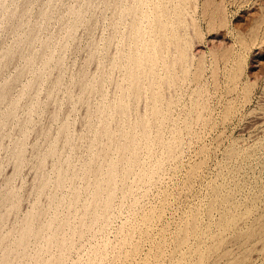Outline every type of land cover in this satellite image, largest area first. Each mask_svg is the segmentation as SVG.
<instances>
[{
	"label": "rangeland",
	"instance_id": "1",
	"mask_svg": "<svg viewBox=\"0 0 264 264\" xmlns=\"http://www.w3.org/2000/svg\"><path fill=\"white\" fill-rule=\"evenodd\" d=\"M121 1L0 0V61L4 60L0 63V264H264V28L256 40L253 31L262 14L264 18V0H215L217 5L213 0ZM134 1L138 2L133 5ZM125 2L132 5L125 9ZM204 5H211L210 10ZM81 11L85 15L77 16ZM18 17L22 19L16 21ZM236 29L246 36L241 47ZM145 45L149 46L143 50ZM129 60L137 63L130 61L131 65ZM115 107H121L125 117ZM159 107L164 117L158 114ZM140 119L148 121L147 128ZM99 179H104V188ZM90 185H98L101 193ZM87 202L97 209L90 204L91 210H86ZM27 227L31 235L22 233ZM52 231L56 233L51 235ZM16 241L25 243L16 247Z\"/></svg>",
	"mask_w": 264,
	"mask_h": 264
},
{
	"label": "bare ground",
	"instance_id": "2",
	"mask_svg": "<svg viewBox=\"0 0 264 264\" xmlns=\"http://www.w3.org/2000/svg\"><path fill=\"white\" fill-rule=\"evenodd\" d=\"M122 1H125V0H122ZM122 1H121V2H122ZM126 1H130V0H126ZM141 1H142V0H141ZM149 1H150V0H149ZM158 1H159V0H158ZM173 1H174V0H173ZM187 1H188V0H187ZM187 1H185V3H186ZM192 1H193V0H192ZM208 1H209V0H208ZM208 1H207V2H208ZM213 1H215V0H213ZM219 1H220V0H219ZM224 1L226 2V0H224ZM227 1H228V0H227ZM242 1H243V0H242ZM254 1H255V0H254ZM259 1H260V0H258V2H259ZM107 2H108V1H107ZM130 2H131V1H130ZM130 2H129V3H130ZM136 2H138V1H134V2H133V5H134V3L136 4ZM143 2H144V0H143ZM146 2H147V0H146ZM151 2H152V0H151ZM151 2H149V3L151 4ZM155 2H157V1H155ZM155 2H154V3H155ZM162 2H163V0H162ZM164 2H167V0L164 1ZM174 2H175V1H174ZM176 2H177V1H176ZM190 2H191V1H190ZM204 2H205V4H206V1H204ZM215 2H216V1H215ZM228 2H229V1H228ZM243 2H244V1H243ZM260 2L262 3V1H260ZM103 3H104V2H103ZM108 3H109V2H108ZM112 3L114 4V1H112ZM112 3H110V4H112ZM127 3H128V2H127ZM172 3H173V2H172ZM177 3H178V2H177ZM210 3H212V2L210 1ZM218 3H220V2H218ZM239 3H240V2H239ZM245 3H246V2H245ZM248 3H249V2H248ZM261 3H260V5H261ZM106 4H107V3H106ZM110 4H109V5H110ZM125 4H126V2H125ZM146 4H148V2H147ZM146 4H143V3H142V5H144V6H145ZM152 4H153V3H152ZM158 4H159V3H158ZM160 4H161V2H160ZM160 4H159V5H160ZM170 4H171V1H170ZM170 4H169V6H170ZM174 4H175V3H174ZM214 4H215V3H214ZM103 5H104V4H103ZM118 5H119V4H118ZM118 5H117V6H118ZM127 5H128V4H126V6H127ZM129 5L131 6L132 3L129 4ZM129 5H128L127 7L125 6V9H127V8L129 7ZM137 5H138V4H137ZM140 5H141V2H140ZM140 5H138V6H140ZM153 5H154V4H153ZM159 5H158V6H159ZM163 5H165V4H163ZM175 5H177V4H175ZM178 5H180V4L178 3ZM187 5H188V4H187ZM189 5H191V3H190ZM208 5H209V2H208ZM208 5H204L205 8H207L206 6H208ZM216 5H217V2H216ZM219 5H220V4H219ZM223 5H224V4H222L221 6H223ZM226 5H228V4H226ZM241 5L244 6V4H241ZM245 5H246V4H245ZM248 5H249V4H248ZM105 6H106V5H105ZM105 6H104V7H105ZM107 6H108V5H107ZM111 6H112V5H111ZM111 6H110V7H111ZM114 6H115V5H114ZM117 6H116V7H117ZM122 6H123V5H122ZM144 6H143V7H144ZM148 6H149V5H148ZM158 6H157V7H158ZM180 6H181V5H180ZM192 6H193V3H192ZM192 6H190V7H192ZM210 6H211V5H210ZM210 6H208V11L210 10V9H209ZM213 6H214V5H213ZM228 6H229V5H228ZM236 6H238V4H237ZM108 7H109V6H108ZM133 7H136V5L133 6ZM181 7H183V6H181ZM190 7H188V8H190ZM226 7H227V6H226ZM226 7H225V8H226ZM246 7H248V6H246ZM2 8H3V7H2ZM4 8H5V7H4ZM120 8H121V5H120ZM123 8H124V7H123ZM130 8H132V7H130ZM130 8H129V9H130ZM137 8H138V7H136L135 9H137ZM159 8H161V7H159ZM168 8L170 9V7H168ZM171 8H172V7H171ZM178 8H179V7H178ZM205 8H204V9L202 8V10H204V11H203L204 13H205V10H206ZM215 8H217V7H215ZM215 8H214V9H215ZM219 8H220V7H219ZM239 8H240V7H239ZM248 8H250V7H248ZM80 9L82 10V8H80ZM80 9H79V10H80ZM121 9H122V8H121ZM121 9H120V10H121ZM125 9H122V11L125 10ZM132 9H133V8H132ZM139 9H140V8H139ZM161 9L163 10V7H162ZM183 9H184V8H183ZM186 9H187V8H186ZM192 9H193V8H192ZM214 9H213V10H214ZM221 9H222V7H221ZM233 9H234V8H233ZM263 9H264V6H263ZM2 10H4V9H1V11H2ZM83 10H84V9H83ZM107 10H109V9H107ZM120 10H119V11H120ZM143 10H144V9H143ZM159 10H160V9H159ZM172 10H173V12H172V14H173L174 11H175V9H172ZM189 10H190V9H189ZM215 10H216V9H215ZM217 10H218V9H217ZM240 10H241V9H240ZM128 11H131V9L128 10ZM128 11H127V12H128ZM137 11H138V10H137ZM146 11H147V10H146ZM146 11H145V13H146ZM148 11H149V10H148ZM151 11H152V10H150V12H147V15H149V13H152ZM177 11H178V13H179V10H177ZM182 11H183V10H182V8H181V13H182ZM206 11H207V10H206ZM221 11H222V10H221ZM238 11H239V10H238ZM238 11H237V12H238ZM241 11H242V10H241ZM19 12H22V11H19ZM19 12L17 13L18 15H19ZM79 12H80V11H79ZM79 12H77V13H79ZM81 12H82V11H81ZM113 12H114V10H113ZM127 12L125 11L126 14H127ZM138 12H139V11H138ZM142 12H143V11H142ZM142 12H141V10H140V13H142ZM160 12H162V11H160ZM217 12H218V11H217ZM227 12H228V11H227ZM252 12H253V11H252ZM254 12H256V11H254ZM254 12H253V13H254ZM263 12H264V11H263ZM14 13H15V12H14ZM43 13H44V12H43ZM45 13H46V12H45ZM83 13H84V12H82V14H77V16H78V15H85V14H83ZM86 13H87V12H86ZM130 13H131V12H129V15L131 16L133 13H132V14H130ZM153 13H154V7H153ZM162 13H163V12H162ZM183 13H184V11H183ZM185 13H187V12H185ZM185 13H184V14H185ZM191 13H192V12H191ZM195 13H196V12H195ZM204 13H203V14H204ZM209 13H210V12H209ZM212 13H213V11H212ZM220 13H221V12H220ZM240 13H241V12H240ZM21 14H25V12H23V13H21ZM21 14H20V15H21ZM47 14H48V13H47ZM47 14H46V15H47ZM137 14H138V13H137ZM137 14H136V15H137ZM142 14H144V13H142ZM158 14L161 15V13H158ZM172 14H170V15H172ZM188 14L190 15V13H188ZM197 14H198V13H197ZM217 14H218V13H217ZM223 14H224V13H223ZM251 14H252V13H251ZM256 14H257V13H256ZM256 14H255V15H256ZM12 15H13V13L10 14V16H12ZM18 15H17V16H18ZM20 15H19V16H20ZM41 15L43 16L44 14H41ZM46 15H45V16H46ZM48 15H49V14H48ZM114 15H116L115 12H114ZM114 15H113V16H114ZM140 15H141V14H140ZM155 15H156V13H155ZM165 15H167V14H165ZM181 15L184 16L183 14H181ZM189 15H188V16H189ZM194 15H195V14H194ZM210 15H211V14H210ZM210 15H208V16H210ZM218 15H220V14H218ZM255 15H254V16H255ZM15 16H16V15H15ZM17 16H16V17H17ZM23 16H24V15H23ZM118 16H119V15H118ZM124 16H125V15L123 14V18H124ZM126 16H128V15H126ZM138 16H139V15H138ZM144 16H146V15H144ZM153 16H154V14H153ZM172 16H173V15H172ZM172 16H171V17H172ZM178 16H179V15H178ZM191 16H192V15H191ZM191 16H190V17H191ZM206 16H207V14H206ZM212 16H214V15H212ZM215 16H216V15H215ZM12 17H14V16H12ZM46 17H47V16H46ZM79 17H81V16H79ZM119 17H121V16H119ZM128 17H129V16H128ZM128 17H127V18H128ZM131 17H132V16H131ZM131 17H130V19H131ZM161 17H162V16H161ZM167 17H168V16H167ZM184 17H185V16H184ZM190 17H189V18H190ZM210 17H211V16H210ZM217 17H218V16H217ZM221 17H222V16H221ZM221 17H220V20H221ZM235 17H236V16H235ZM245 17H247V16H245ZM250 17H251V16H250ZM258 17H259V16H258ZM19 18H20V17H18L17 19L15 18L16 21H18ZM47 18H48V17H47ZM47 18H46V19H47ZM84 18H85V17H84ZM114 18H115V17H114ZM134 18H136V16H134ZM148 18H149V17H148ZM150 18H151V16H150ZM154 18H155V17H152V19H153L152 21L155 22L156 19L154 20ZM164 18H166V17H164ZM164 18H162V20H163ZM172 18H173V17H172ZM181 18H182V17H181ZM186 18H188V17H186ZM191 18H193V17H191ZM247 18H248V17H247ZM253 18H254V17H253ZM12 19H13V18H12ZM15 19H14V20H15ZM20 19H22V18H20ZM42 19H43V18H42ZM46 19L44 20L45 22H46ZM77 19L79 20L80 18L77 17ZM93 19H94V18H93ZM138 19H139V17H138ZM138 19H137V24H139V23H138ZM143 19H144V18H143ZM143 19H142V20H143ZM170 19H171V18H170ZM183 19H184V18H183ZM183 19H182V20H183ZM213 19H214V18H213ZM224 19H225V17H224ZM226 19H227V17H226ZM248 19H250V18H248ZM257 19H258V18H257ZM47 20H49V18H48ZM81 20H83V19H81ZM114 20H115V19H114ZM114 20H113V21H114ZM123 20H124V19H123ZM128 20H129V19H128ZM140 20H141V19H140ZM142 20H141V21H142ZM157 20H158V19H157ZM174 20H175V19H174ZM182 20H181V21H182ZM186 20H187V19H186ZM188 20H189V19H188ZM208 20H209V23H212V22H210V19H208ZM211 20H212V19H211ZM216 20H217V19H216ZM227 20H228V19H227ZM227 20H225V21H227ZM23 21H24V20H23ZM115 21H116V20H115ZM119 21H121V19H120ZM119 21H118V22H119ZM144 21H145V20H144ZM147 21H148V20H147ZM160 21H161V19H160ZM164 21H165V20H164ZM167 21H168V18H167ZM171 21H172V20H171ZM176 21H177V19H176ZM181 21H180V22H181ZM190 21H191V20H190ZM194 21H195V18H194ZM212 21H215V20H212ZM231 21H232V20H231ZM19 22H21V21H19ZM76 22H78V21L75 20V23H76ZM121 22H122V21H121ZM126 22H129V21H127V19H126ZM149 22H150V20H149ZM172 22H173L174 25H175V21H172ZM177 22H178V21H177ZM182 22H183V21H182ZM182 22H181V23H182ZM186 22H187V21H186ZM186 22H185V23H186ZM206 22H207V21H206ZM215 22H216V21H215ZM263 22H264V18H263V14H262L260 20H258V22H257V25L254 26V30H253V31H254V35H255V40H256V38L258 37V35L260 34V31L264 28V27L262 26V23H263ZM12 23H14V22H12ZM122 23H123V22H122ZM135 23H136V22H135ZM143 23H144V22H143ZM145 23H146V22H145ZM162 23H163V22H162ZM190 23H192V22H190ZM190 23L188 24L189 26H190ZM221 23H222V20H221ZM225 23H226V22H225ZM228 23H229V22H228ZM247 23H248V21H247ZM112 24H113V23H112ZM129 24H130V23H129ZM146 24H147V23H146ZM146 24H145V25H146ZM154 24H155V23H154ZM164 24H165V23H164ZM169 24H170V23H169ZM176 24H177V23H176ZM186 24H187V23H186ZM34 25H35V24H34ZM41 25H42V24H41ZM73 25L75 26L76 24L73 23ZM113 25H115V24H113ZM118 25H120V24L118 23ZM123 25L125 26L126 23L123 24ZM174 25H173V27H174ZM181 25H182V24H181ZM219 25H220V24H219ZM28 26H29V24H28ZM31 26L33 27V25H31ZM74 26H72V27H74ZM120 26H121V25H120ZM120 26H119V29H120ZM126 26H128V25H126ZM126 26H125V27H126ZM141 26H143V25H140V27H141ZM150 26H151V24L149 23V27H150ZM153 26H154V25H153ZM161 26H162V24H161ZM167 26H168V25H166V27H167ZM170 26H172V24H170ZM175 26H176V25H175ZM213 26H214V25H213ZM241 26H242V25H241ZM20 27H21V26H20ZM32 27H29V28L32 29ZM35 27H37V25L34 26L33 28H35ZM38 27H39V26H38ZM72 27L69 26L70 29H71ZM114 27H115V26H114ZM177 27H178V26H176V28H177ZM179 27H180V26H179ZM223 27H224V26H223ZM249 27H250V26H249ZM126 28H127V27H126ZM129 28H130V25H129ZM133 28H134V27H133ZM135 28H136V27H135ZM143 28L145 29V27H143ZM159 28H160V27H159ZM167 28L169 29V26H168ZM167 28H166V29H167ZM176 28H175V29H176ZM209 28H210V27H209ZM230 28H231V27H230ZM17 29H20V28H17ZM119 29H118V30H119ZM136 29H137V28H136ZM136 29H135V30H136ZM141 29H142V27H141ZM141 29H140V30H141ZM150 29H151V28H150ZM153 29L155 30V28H153ZM153 29H152V30H153ZM157 29H158V28H157ZM168 29H167V30H168ZM177 29H178V28H177ZM191 29H192V28H191ZM228 29H229V28H228ZM234 29H235V28H234ZM245 29H246V28H245ZM34 30H35V29H32V30H30V31L32 32V31H34ZM118 30H117V31H118ZM121 30H122V29H121ZM128 30H130V29H128ZM128 30H127V31H128ZM131 30H134V29L131 28ZM135 30H134V31H135ZM137 30H138V29H137ZM146 30H147V29H146ZM148 30H149V29H148ZM236 30H237V29H236ZM18 31H19V30H18ZM30 31H29V33H31ZM127 31H126V32H127ZM134 31H132V32H133L132 37H133V35H134ZM149 31H151V30H149ZM149 31H148V32H149ZM162 31H164V30H162ZM165 31H166V30H165ZM171 31H172V30H171ZM178 31H179V30H178ZM178 31H176V32H178ZM231 31H233V30H231ZM237 31H238V30H237ZM245 31H247V30H245ZM251 31H252V30H251ZM15 32H17V31H15ZM19 32H20V31H19ZM19 32H18V34H19ZM121 32H122V31H121ZM128 32H129V31H128ZM135 32H136V31H135ZM140 32H141V31H140ZM158 32H159V31H158ZM29 33H27V34H29ZM145 33H146V31H145ZM145 33H144V34H145ZM151 33H152V32H151ZM151 33H149V35H150ZM166 33H170V32H166ZM171 33H172V32H171ZM198 33H199V32H198ZM223 33H225V32H223ZM229 33H230V32H229ZM235 33H236V32H235ZM24 34H25V33H24ZM152 34H153V33H152ZM152 34H151V35H152ZM154 34H155V33H154ZM172 34H173V33H172ZM233 34H234V33H233ZM246 34H247V33H246ZM29 35H30V34H29ZM29 35H27V36H29ZM31 35H33V33H32ZM31 35H30V36H31ZM124 35H125V34H124ZM146 35H147V34H145V36H143V37L145 38ZM149 35H148V36H149ZM151 35H150V36H151ZM158 35H159V33H158ZM158 35H157V38L159 37ZM160 35H162V34H160ZM165 35H166V34H165ZM167 35H168V34H167ZM170 35H171V34H170ZM179 35H180V34H179ZM226 35H227V34H226ZM228 35H229V34H228ZM251 35H252V34H251ZM30 36H29V37H30ZM125 36H126V35H125ZM140 36L142 37L141 34H140ZM150 36H149V37H150ZM175 36H176V34H175ZM233 36H234V35H233ZM137 37L140 38L139 40H142V38L139 37V35H138ZM153 37H154V36H153ZM167 37H169V36H167ZM170 37H171V36H170ZM170 37H169V38H170ZM225 37H226V36H225ZM245 37H246V36H245ZM245 37H244V34H243L242 31H238L237 34H236V37H235V38L238 40L237 42H239V45H240V44L243 45V44H246V41H247V40L245 41ZM253 37H254V36H253ZM260 37H261V36H260ZM22 38H23V37H22ZM24 38H26V37H24ZM31 38L33 39V36H32ZM110 38H111V39L113 38V34H112V37H110ZM110 38H109V40H110ZM134 38H135V37H134ZM154 38H155V37H154ZM160 38H162V37H160ZM171 38H173V37H171ZM176 38H178V37H176ZM179 38H180V37H179ZM231 38H232V37H231ZM28 39H29V38H28ZM148 39H149V38H148ZM167 39H168V38H167ZM173 39H174V41H175V38H173ZM173 39H172V40H173ZM228 39H229V38H228ZM236 39H235V40H236ZM23 40H24V39H23ZM25 40H27V38H26ZM30 40H31V39H30ZM130 40H131V39H130ZM135 40H136V38H135ZM146 40H147V38H146ZM151 40H152L151 42L154 43V42H153L154 39H151ZM158 40H159V38L157 39V41H158ZM178 40H180V39H178ZM232 40H233V39H232ZM257 40H258V39H257ZM18 41H19V40H18ZM28 41H29V40H27V42H28ZM125 41H126V40H125ZM132 41H133V43H134V40H132ZM132 41H131V42H132ZM142 41H143V40H142ZM144 41H145V39H144ZM144 41H143L142 43H144ZM170 41H171V40H170ZM223 41H224V39H223ZM233 41H234V40H233ZM263 41H264V40H263ZM108 42H109V41H108ZM137 42H139V41H137ZM145 42H146V41H145ZM147 42H148L147 44H149L150 41H147ZM162 42H163V41H162ZM165 42H166V38H165ZM168 42H169V41H167V43H168ZM171 42H172V41H171ZM175 42H177V44L179 43V42L177 41V39H176ZM257 42H258V41H257ZM121 43H122V42H121ZM139 43H141V42H139ZM139 43H135V44L140 45ZM152 43H150V44H152ZM156 43H158V42H156ZM167 43H166V44H167ZM172 43H173V42H172ZM172 43H171V45H172ZM224 43H225V41H224ZM247 43H248V42H247ZM130 44H131V43H130ZM135 44L132 45V46L135 47ZM144 44H145V43H144ZM150 44H149V45H150ZM159 44H160V43H159ZM168 44H169V43H168ZM168 44H167V45H168ZM181 44H182V43H181ZM225 44H226V43H225ZM227 44H228V46H227V45H226V46L229 47V44H230V43H227ZM251 44H252V43H251ZM149 45H148V46H149ZM157 45H158V44H156V46H157ZM167 45H166V46H167ZM249 45H250V43H249ZM254 45H255V44H254ZM148 46L145 45V46H143L142 49L144 50V48H146V47L148 48ZM150 46H151V45H150ZM156 46H153V48H154V47L156 48ZM159 46H160V45H159ZM166 46H165V47H166ZM181 46H182V45H181ZM222 46H224V45H222ZM235 46H236V45H235ZM244 46H245V45H244ZM157 47H158V46H157ZM179 47H180V46H179ZM183 47H184V46H183ZM227 47H226V49H227ZM233 47H234V45L232 46V48H233ZM240 47H241V45H240ZM138 48H139V47H138ZM140 48H141V46H140ZM147 48H146V49H147ZM159 48H160V47H159ZM163 48H164V46H163ZM230 48H231V47H230ZM242 48H243V47H242ZM242 48H241V49H242ZM245 48H246V47H245ZM245 48H244V49H245ZM131 49H134V48L131 47ZM149 49H150V48H149ZM149 49H148V50H149ZM157 49H158V48H157ZM164 49H166V48H164ZM169 49H170V48H169ZM179 49H180V48H179ZM183 49H185V48H183ZM129 50H130V49H129ZM148 50H147V51H148ZM150 50H152V54H153V52L155 53V51H156V49H155V50L152 49V46H151V49H150ZM160 50H161V49H160ZM176 50H177V52H178V45H177V49H176ZM180 50H181V49H180ZM224 50H225V49H224ZM227 50H228V49H227ZM227 50H226V52H227ZM130 51H133V50H130ZM137 51L140 52L141 49H140V51H139V50H137ZM137 51H135V52H137ZM164 51H165V50H164ZM172 51H173V48H172ZM174 51H175V49H174ZM230 51H231V50H230ZM141 52H143V51H141ZM149 52H150V51H148L147 53L150 54ZM180 52H181V51H180ZM233 52H236V51L233 50ZM239 52H240V51H239ZM245 52H246V51H245ZM248 52H249V51H248ZM248 52H247V53H248ZM15 53H16V52H15ZM157 53H158V50H157ZM172 53H173V52H172ZM178 53H179V52H178ZM181 53H182V52H181ZM228 53H229V52H228ZM9 54H10V53H9ZM12 54L14 55V53H12ZM19 54H21V53H19ZM134 54H135V53H134ZM142 54H143V53H142ZM152 54H151V55H152ZM161 54H162V53H161ZM164 54H165V53H164ZM167 54H168V53L166 52V55H167ZM179 54H180V53H179ZM184 54H185V52H184ZM231 54H232V53H231ZM238 54H239V53H238ZM259 54H260V53H259ZM10 55H11V54H10ZM10 55H9V57H10ZM15 55H18V52H17V54H15ZM15 55L13 56V58L15 57ZM139 55H140V54H139ZM144 55H145V54H144ZM151 55H150V57L153 58L152 60H155L156 58H154V57L151 56ZM155 55H156V54H155ZM157 55H158V54H157ZM159 55H160V54H159ZM159 55H158V56H159ZM162 55H163V54H162ZM168 55H169V54H168ZM222 55L224 56L225 54L222 53ZM228 55H229V54H228ZM234 55H236V54H234ZM234 55H233V56H234ZM240 55H241V54H240ZM244 55H245V54H244ZM11 56H12V55H11ZM52 56H53V55H51V57H52ZM135 56H136V54H135ZM137 56H138V55H137ZM146 56H147V55H146ZM148 56H149V55H148ZM158 56H156V57H158ZM180 56H181V55H180ZM184 56H185V55H184ZM184 56H183V58H184ZM236 56H237V55H236ZM245 56H248V55H245ZM51 57H50V58H51ZM130 57H131V56H130ZM130 57H128V58H130ZM138 57H139V56H138ZM138 57H136V58H138ZM142 57H144V56H142ZM159 57H160V56H159ZM238 57H239V56H238ZM240 57H241V56H240ZM240 57H239V58H240ZM242 57H243V56H242ZM4 58H5V57H3V59H4ZM7 58H8V55L6 56L5 59H7ZM15 58H16V57H15ZM50 58H49V59H50ZM136 58H134V60H135ZM166 58H167V57H166ZM169 58H170V57L168 56V59H169ZM178 58H179V57H178ZM178 58H176V60H177ZM230 58H231V57H230ZM233 58H234V57H233ZM27 59L32 60L31 57H29V58L26 57V60H27ZM57 59H58V58H57ZM126 59H127V58H126ZM141 59H142V58H141ZM148 59H151V58H148ZM160 59H161V58H159V60H160ZM180 59H181V57H180ZM186 59H187V58H186ZM186 59H184V61H187ZM226 59H227V58H226ZM231 59H232V58H231ZM244 59H245V58H244ZM7 60H8V59H7ZM7 60H5V62H6ZM50 60H52V58H51ZM53 60H54V59H53ZM58 60H61L60 57H59ZM127 60H128V59H127ZM134 60H129V61H127V62L130 63V61H132V63H133ZM139 60H140V58H139ZM139 60H138V61H139ZM142 60H143V59H142ZM152 60H150V63H151ZM173 60H175V59H173ZM178 60H179V59H178ZM235 60H236V59H235ZM2 61H4V60H2ZM2 61H0V63H2ZM9 61H10V60H9ZM9 61H8V62H9ZM136 61H137V59H136ZM136 61H135L134 63H137V62H138V61H137V62H136ZM145 61H146V60L144 59V62H145ZM166 61H167V60H166ZM170 61H172V60H170ZM181 61H183V59H182ZM181 61H179V62L181 63ZM233 61H234V59H233ZM240 61H241V59H240ZM240 61H238V62H240ZM24 62H25V61H24ZM27 62H28V61H27ZM48 62L50 63L51 61H49V60L46 61V63H47V67L49 66ZM156 62H157V61H156ZM227 62H229V61H227ZM230 62H231V61H230ZM245 62H246V61H245ZM28 63H29V62H28ZM52 63H53V61H52ZM132 63H130V64L132 65ZM134 63H133V64H134ZM150 63H149V65H150ZM168 63H170L171 65L173 64V62L171 63V62H169V61H168ZM168 63H167V65H166L165 67H169L170 64H168ZM174 63H175V62H174ZM182 63H183V62H182ZM182 63H181V64H182ZM224 63H225V62H224ZM243 63H244V62H243ZM243 63H242V64H243ZM30 64H32V63L30 62ZM30 64H29V65H30ZM124 64H125V63H124ZM141 64H142V63H141ZM154 64H155V62H154ZM165 64H166V63H165ZM178 64H179V63H178ZM181 64H180V65H181ZM225 64H227V63H225ZM231 64H233V63H231ZM235 64H236V63H235ZM240 64H241V63H240ZM0 65H1V64H0ZM29 65H28V66H29ZM136 65H137V64H136ZM136 65H134V66L137 67ZM139 65H140V64H139ZM144 65H145V64H144ZM147 65H148V63H147ZM152 65H153V63H152ZM174 65H175V64H174ZM188 65H189V64H188ZM228 65H229V64H228ZM228 65H227V66H228ZM25 66H26V65H25ZM28 66H27V67H28ZM45 66H46V65H45ZM125 66H126V65H125ZM127 66H128V65H127ZM127 66H126V67H127ZM129 66H130V65H129ZM134 66H133V67H134ZM153 66H154V65H153ZM156 66H157V63H156ZM178 66H179V65H178ZM231 66H232V65H231ZM233 66L235 67V65H233ZM233 66H232V67H233ZM131 67H132V66H131ZM131 67H130V71H131ZM142 67L144 68V66H142ZM142 67H141V68H142ZM154 67H155V66H154ZM188 67H189V66H188ZM232 67H231V68H232ZM44 68H45V67H44ZM148 68H149V67H148ZM148 68L145 67L144 69H148ZM178 68H179V67H178ZM224 68H225V67H224ZM229 68H230V67H229ZM243 68H244V67H243ZM128 69H129V68H128ZM136 69H137V68H136ZM149 69H150V68H149ZM151 69H154V68L151 67ZM171 69H172V68H171ZM200 69H201V68H200ZM202 69H203V66H202ZM138 70H139V67H138ZM141 70H142V69H141ZM166 70H167V69H166ZM168 70H169L168 72H172V71H170V69H168ZM173 70H175V69H173ZM229 70H231V69H229ZM132 71H134L133 73H135V72L138 73L134 68H133ZM144 71H145V70H144ZM147 71L150 72L149 70H147ZM224 71H225V70H224ZM242 71H243V70H242ZM139 72H140V71H139ZM141 72H142V71H141ZM148 72L145 71L146 74H148ZM153 73H154V71H153ZM20 74H22L21 71H20ZM126 74H127V73H125V76H127ZM130 74H131V73H130ZM139 74H140V73H138V75H139ZM150 74H151V72H150ZM150 74H148V76H149ZM170 74H171V73H170ZM196 74H197V73H196ZM199 74H200V72H199ZM236 74H237V72H236ZM141 75H142V73H141ZM141 75L138 76V77H141ZM167 75H168V77H171V75H172V77H173V74H171V75L169 76V74L167 73ZM200 75H201V74H200ZM231 75H232V73H231ZM240 75H241V74H240ZM19 76H20V75H19ZM136 76H137V75H136ZM174 76H175V75H174ZM214 76H215V75H214ZM15 77H16V76H15ZM98 77H99V76H98ZM101 77H102V76H101ZM128 77H131V76H128ZM134 77H135V76H134ZM176 77H177V76H176ZM176 77H175V78H176ZM13 78H14V77H13ZM17 78H18V77H17ZM17 78H16V79H17ZM142 78H143V77H142ZM142 78H141V79H142ZM145 78H147V75H146ZM173 78H174V77H173ZM194 78H195V77H194ZM10 79H12V78H10ZM10 79H9V80H10ZM16 79H15V82H16ZM18 79H19V78H18ZM81 79H82V78H81ZM127 79H128V78H127ZM132 79H133V77H132ZM162 79H163V78H162ZM168 79H169V78H168ZM170 79H171V78H170ZM230 79H231V78H230ZM82 80H83V79H82ZM138 80H139V78H138ZM165 80H166V79H165ZM172 80H173V79H172ZM6 81H8V80H6ZM32 81H33V80H32ZM96 81H97V80H96ZM131 81H132V80H131ZM136 81H137V80H136ZM140 81H141V80H140ZM158 81H159V80H158ZM163 81H164V80H163ZM175 81H176V79H175ZM8 82H10V81H8ZM8 82H7V83H8ZM99 82H100V79H99ZM170 82L172 83L171 80H170ZM10 83H11V82H10ZM10 83H8V84H10ZM30 83H31V82H30ZM34 83H36V82H33L32 85H34ZM100 83L102 84V82H100ZM132 83H133V81H132ZM139 83H140V82H139ZM156 83H157V82H156ZM156 83H155V85H156ZM171 83H170V84H171ZM5 84H6V83H5ZM8 84L5 85V87H7ZM11 84H12V83H11ZM37 84H39V83H37ZM37 84H36V85H37ZM93 84H95V83H93ZM97 84H98V82H97ZM97 84H96V85H97ZM146 84H147V83H146ZM160 84H161V83H160ZM162 84H163V83H162ZM165 84H166V82H165ZM165 84H164V85H165ZM78 85H79V84H78ZM85 85H86V84H84V88H86V87H90V86H85ZM87 85H88V84H87ZM96 85H95V86H96ZM130 85H132V84H130ZM11 86H12V85H11ZM11 86H10V87H11ZM28 86H29V84H28ZM28 86H27V87H28ZM30 86H31V85H30ZM30 86H29V87H30ZM8 87H9V86H8ZM8 87H7V88H8ZM10 87H9V88H10ZM27 87H26V88H27ZM34 87H35V86H34ZM92 87H93V86H92ZM131 87H132V86H131ZM131 87L129 86V88H131ZM133 87H134V86H133ZM133 87H132V88H133ZM137 87H138V86H137ZM137 87H136V88H137ZM11 88H12V87H11ZM26 88H25V89H26ZM84 88H83V89H84ZM93 88H94V87H93ZM2 89H3V87H2ZM4 89H5V88H4ZM4 89H3V90H4ZM88 89H91V88H88ZM88 89H87V90H88ZM126 89H127V88H126ZM133 89H134V88H133ZM7 90H10V89H7ZM27 90H29V89H27ZM31 90H32V88H31ZM87 90H86V91H87ZM97 90H98V89H97ZM102 90H104V89H102ZM135 90H136V89H135ZM137 90H138V89H137ZM83 91H84V90H83ZM130 91H131V90H130ZM133 91H134V90H133ZM154 91H155V90H154ZM8 92H9V91H8ZM84 92H85V91H84ZM94 92H95V91H94ZM101 92H102V91H101ZM3 93H4V92H3ZM88 93H89V92H88ZM88 93H87V95L90 96ZM134 93H135V92H134ZM6 94H7V92H6ZM6 94H5V95H6ZM23 94H24V93H23ZM91 94H92V92H91ZM102 94H103V93H102ZM155 94H156V93H155ZM9 95H10V93H9L8 95H6V96L9 97ZM85 95H86V94H85ZM132 95H133V94H132ZM0 96H1V93H0ZM6 96H4V97H5L6 99H8V97H6ZM133 96H134V95H133ZM18 97H19V96H18ZM86 97H87V96H86ZM135 97H136V96H135ZM1 98H3V96H2ZM5 98H3V100H4ZM19 98H20V97H19ZM6 99H5V100H6ZM83 99H84V98H83ZM153 99H154V97H153ZM157 99H158V98H157ZM127 100H128V99H127ZM1 101H2V100H1ZM120 101H121V100H120ZM120 101H119V102H120ZM155 101H157L156 98H155L154 102H155ZM13 102H14V101H13ZM13 102H12V104H13ZM17 102H18V100H17ZM106 102H107V101H106ZM86 103H87V102H86ZM122 103H124V105L126 106V103H125V101L123 102V99H122ZM17 104H18V103H17ZM13 105H15V104H13ZM13 105H12V106H13ZM124 105H122V106L120 105V106L122 107V109H123V106H124ZM169 105H170V104H169ZM15 106H16V105H15ZM15 106H14V107H15ZM17 106H18V105H17ZM17 106H16V107H17ZM121 107H120V109H118V107H117L118 111H120V112H118V113H120L119 115L123 114L124 116H123V115H121V116L125 117L126 114H124V113H122V112L125 111V110L127 109L128 105L125 107V110L123 109V111H121ZM132 107H133V106H132ZM157 107H158V106H157ZM34 108H35V107H34ZM32 109H33V107H32ZM32 109H31V110H32ZM100 109H102V106H100ZM115 109H116V107H115ZM117 109H116V110H117ZM116 110H114L115 113H117ZM154 110H155V106H154ZM154 110H153V111H154ZM159 110H160V107H159ZM163 110H164V109H163ZM9 111H10V109H9ZM33 111H34V110H33ZM98 111L100 112L101 110H98ZM98 111H97V112H98ZM102 111H103V109H102ZM110 111H111V110H110ZM150 111H151V110H150ZM153 111H152V112H153ZM155 111H156V110H155ZM160 111H161V110H160ZM12 112H13V114H14V111H13V110L10 111L9 114H11ZM99 112H98V113H99ZM104 112H105V111H104ZM104 112H103V113H104ZM4 113H5V112H4ZM103 113H102V115H104ZM153 113H154V112H153ZM159 113H160V115H161V113H163V111L158 112V114H159ZM164 113H165V112H164ZM108 114H109V113H108ZM108 114H107V115H108ZM110 114H113V112H111ZM110 114H109L108 116H110ZM156 114H157V112H156ZM156 114H154V115H156ZM100 115H101V114H100ZM100 115H99V116H100ZM102 115H101V117H100V120H101V118H102ZM107 115H106V116H107ZM5 116H6V115H5ZM7 116H8V111H7ZM104 116H105V115H104ZM104 116H103V117H104ZM108 116H107V117H108ZM113 116H114V115H113ZM157 116H159V115H157ZM161 116L164 117L165 115L163 116V114H162ZM13 117H14V116H13ZM162 117H161V118H162ZM3 118H4V115H3ZM6 118H7V117H6ZM6 118H5V119H6ZM8 118H9V116H8ZM109 118H111V117H108V118H106V119L109 120ZM112 118H113V117H112ZM10 119H11V118H10ZM10 119L8 120L9 122H10ZM6 120H7V119H6ZM100 120H99V121H100ZM102 120H104V119H102ZM102 120H101L100 122L103 123ZM111 120H112V119H111ZM137 120H138V119H137ZM140 120H141V119H140ZM142 120H143V119H142ZM142 120H141V122H144V121H142ZM117 121H118V120H117ZM2 122H3V121H2ZM11 122H12V121H11ZM123 122H124V120H123ZM106 123H107V121H106ZM138 123H139V122H138ZM147 123H148V121H147V122H146V121L144 122V125L146 126V128L148 127V126L146 125ZM4 124H6V123L4 122ZM108 124H109V122H108ZM121 124H122V121H121ZM124 124H125V122H124ZM101 125H102V124H101ZM103 125H104V126H107V124H103ZM140 125L143 126V123H142V124L140 123ZM64 126H65V125H64ZM64 126H63V128H64ZM142 126H141V127H142ZM67 128H68V127H67ZM105 128H106V127H105ZM144 128H145V127L143 126V129H144ZM100 129H102V127H101ZM107 129H108V127H107ZM120 129L122 130V128H120ZM120 129H119V130H120ZM123 129H124V128H123ZM67 130H69V128H68ZM95 130H96V129H95ZM64 131H65V130H64ZM102 131H103V130H102ZM102 131H100V132L102 133ZM116 131H117V130H116ZM116 131H115V132H116ZM66 132H68V131H66ZM104 132H105V131H104ZM106 132H107V130H106ZM118 132H120V131H118ZM66 134H68V133H66ZM96 134H97V133H96ZM106 134H107V133H106ZM110 134H111V132H110ZM121 134H122V132H121ZM63 135H64V134H63ZM98 135H99V133H98ZM98 135H95V136H98ZM102 135H103V134H102ZM117 135H118V134H117ZM95 136H94V137H95ZM105 136H106V135H105ZM119 136H120V134L118 135L117 138H119ZM124 136H125V135H124ZM99 137H101V136H99ZM99 137H97V138H99ZM111 137H112V136H111ZM111 137H110V139H111ZM114 137L116 138V136L113 135V139H114ZM120 137H121V136H120ZM125 137H126V136H125ZM125 137H124V138H125ZM126 138H127V137H126ZM65 139H66V138H65ZM94 139H95V138H94ZM99 139H100V138H99ZM129 139H130V138H128V140H129ZM97 140H98V139H97ZM111 140H112V139H111ZM103 141H104V140H103ZM113 141H114V140H113ZM113 141H112V142H113ZM62 142H63V141H62ZM114 142H115V141H114ZM117 142H118V141H117ZM129 142H130V141H129ZM132 142H134V141H132ZM135 142H136V141H135ZM109 143H110V142H109ZM109 143H108V144H109ZM125 143H126V142H125ZM108 144H107V145H108ZM127 145H128V142H127ZM131 145L134 146V144H131ZM131 145H130V146H131ZM21 146H22V145H21ZM117 146H118V144H117ZM112 147H113V146H112ZM122 147H123V146H122ZM127 147H129V146H127ZM19 148H20V147H19ZM117 148H118V147H117ZM120 148H121V146H120ZM130 148H131V147H130ZM130 148H129V150H130ZM133 148H135V147H133ZM133 148L131 149V151H133V152L135 153V151H134L135 149H133ZM20 149H23V146H22V148H20ZM102 149H103V148H102ZM106 149H107V148H106ZM108 149H109V148H108ZM112 149H113V148H112ZM122 149H123V148H122ZM53 150H54V148H53ZM117 150L120 152L121 149H120V150L117 149ZM129 150H128V151H129ZM17 151H18V149H17ZM20 151L22 152V150H20ZM103 151H104V150H101V152H103ZM107 151H109V150H107ZM107 151H106V152H107ZM118 151H117V153H118ZM15 152H16V151H15ZM51 152H52V151H51ZM99 152H100V150H99ZM106 152H105V153H106ZM129 152H130V151H129ZM129 152H128V153H129ZM16 153H17V152H16ZM18 153H19V152H18ZM22 153H23V152H22ZM52 153H53V152H52ZM105 153L103 154V156L105 155ZM125 153H126V152H125ZM50 154H51V153H50ZM96 154H98V152H97ZM106 154H107V153H106ZM122 154H124V152H123ZM18 155H19V154H18ZM21 156H22V155H21ZM119 156H120V155H118V157H119ZM122 156H123V155H122ZM122 156H120V157H122ZM23 157H24V156H23ZM92 157L94 158V157H96V155H95V156L93 155ZM105 157H106V155H105ZM14 158H15V157H14ZM123 158H124V157H123ZM15 159H16V158H15ZM15 159H14V160H15ZM91 159H92V158H91ZM91 159H90V160H91ZM96 159H97V158H96ZM100 159H101V158H100ZM103 159H104V158H103ZM121 159H122V158H121ZM117 160H118V159H117ZM119 160H120V159H119ZM119 160H118L117 162H119ZM124 160H126V156H125V159H123V161H124ZM16 161H17V160H16ZM22 161L24 162L23 159H21V163H22ZM93 161H94V160H93ZM93 161H92V162H89V163H96V162H93ZM102 161H103V160H102ZM114 161H116V160H114ZM17 163H18V162H17ZM97 163H98V160H97ZM99 163H100V160H99ZM120 163H121V161H120ZM111 164H113V163L111 162ZM114 164H115V163H114ZM114 164H113V165H114ZM123 164H124V163H123ZM17 165H19V163H18ZM99 165H100V164H99ZM102 165H103V164H102ZM86 166H87V164L85 165V167H86ZM91 166H92V164H91ZM104 166H105V165H103V166H101V167H104ZM116 166H117V164L115 165V168H117V167L119 166V164H118L117 167H116ZM121 166H122V169H123V165H122V164H121ZM93 167H94V166H93ZM99 167H100V166H99ZM99 167H98V168H99ZM113 167H114V166H113ZM124 167H125V166H124ZM126 167H127V166H126ZM98 168H97V171H98ZM106 168H108V167H106ZM59 169H61V168H59ZM87 169H88V168H87ZM113 169H114V168H113ZM57 170H58V169H57ZM82 170H83V169H82ZM89 170H90V169H89ZM101 170H102V169H100L99 171H101ZM109 170H110V171H109ZM117 170H118V169H117ZM124 170H125V169H124ZM61 171H62V169H61ZM65 171H67V169H65ZM86 171H87V170H86ZM93 171H94V169H93L91 172L94 173ZM102 171H104V169H103ZM107 171H109L110 173H113L114 170L112 171V169H108ZM111 171H112V172H111ZM115 171H116V169H115ZM125 171H127V173L129 172V171L127 170V168H126ZM84 172H85V171H84ZM89 172H90V171H89ZM89 172H86V174H88ZM123 172H124V171H123ZM59 173H60V175H61V172H60V171H59ZM64 173H65V172H64ZM92 173H91V175L94 176L95 173H94V174H92ZM100 173H101V172H100ZM57 174H58V173H57ZM83 174H84V173H83ZM86 174H85V175H86ZM89 174H90V173H89ZM105 174L107 175V172H106ZM76 175H77V174H76ZM97 175H98V174H97ZM67 176H68V175H67ZM67 176H66V177L64 176V177L66 178V180H67ZM86 176H87V175H86ZM101 176H102V175H101ZM103 176H104V173H103ZM113 176H114V177H113V180H114V178H115V174H113ZM95 177H96V179L98 178V176H95ZM104 177H105V176H104ZM106 177H107V176H106ZM106 177H105V178H106ZM108 177H109V175H108ZM110 177H111V175H110ZM56 178H57V176H56ZM58 178H59V177H58ZM68 178H69V177H68ZM92 178H93V177H92ZM102 178H103V177H102ZM60 179H61V177H60ZM69 179H70V178H69ZM73 179H74V178H73ZM100 179H101V178H100ZM100 179H99V181H101V183H102L100 186H101V188H104V186H102L103 183H104V182H102V180L104 181V179H102V180H100ZM108 179H109V178H108ZM108 179L106 180V182L108 181ZM110 179H111V178H110ZM110 179H109V181H110ZM115 179H116V178H115ZM55 180H56V179H55ZM66 180H65V182H68V180H67V181H66ZM93 180H94V179H93ZM93 180L91 179V181L94 183L96 180H95V181H93ZM60 181H61V180H60ZM60 181H58L59 184L56 182V185H57V184L60 185ZM70 181H71V180H70ZM86 181H87V180H86ZM88 181H89V180H88ZM88 181H87V183H88ZM115 181H116V180H115ZM46 182H47V181H46ZM48 182H49V181H48ZM52 182L55 183L54 180H53ZM112 182H113V181H112ZM61 183H62V182H61ZM93 183H92V184H93ZM108 183H109V182H108ZM65 184H66V183H65ZM65 184H64V185H65ZM113 184H114V182H113ZM56 185H55V186H56ZM64 185H63V186H64ZM93 185H94V184H93ZM106 185H107V184H106ZM87 186H88V185H87ZM90 186H91V185H90ZM90 186L88 187L89 189H90ZM111 186H112V185H111ZM56 187H57V186H56ZM61 187H62V186H61ZM95 187L98 189V185L94 186V188H95ZM106 187H107V186H106ZM106 187H105V188H106ZM108 187H109V186H108ZM86 188H87V187H86ZM91 188L94 190V188H93L92 186H91ZM96 188H95V191H97ZM108 189H109V188H108ZM218 189H219V188H218ZM87 190H88V189H87ZM98 190H99V189H98ZM109 190H110V189H109ZM109 190H108V192H110ZM89 191H90V190H89ZM95 191H94V193H95ZM105 191H107V188H106V190H104L103 192H105ZM219 191H220V190H219ZM98 192L101 193L100 190H99ZM98 192H97V194H98ZM216 192H218V191H216ZM94 193H93V194H94ZM75 194H76V193H75ZM77 194H78V193H77ZM91 194H92V192H91ZM104 194H105V193H103L102 195H104ZM108 194H109V193H108ZM108 194H107V195H108ZM7 195H8V194H7ZM94 195H96V194H94ZM99 195H100V194H99ZM102 195H101V196H102ZM110 195H111V194H110ZM74 196H75V195H74ZM76 196H77V195H76ZM79 196H80V195L77 196V200L79 199V198H78ZM96 196L99 197L98 195H96ZM226 196H227V195H226ZM6 197H7V196H6ZM53 197H54V196H53ZM90 197H91V196H90ZM97 197H96V199H95V198H94V199H95V200H99V199H101L100 197H99V199H98ZM4 198H5V197H4ZM54 198H55V197H54ZM103 198H105V197H103ZM106 198H107L108 201H109L108 203H110V200H109L110 197H106ZM224 198H225V197H224ZM226 198H227V197H226ZM226 198H225V199H226ZM7 199H8V198H7ZM73 199H75V198H73ZM77 200H76V201H77ZM91 200H93V198H92ZM5 201H6V200H5ZM7 201H8V200H7ZM7 201H6V202H7ZM93 201H94V200H93ZM99 201H100V200H99ZM73 202H74V200H73ZM73 202H71V203H73ZM88 202H89V201H88ZM88 202H87V203H88ZM91 202H92V201H91ZM91 202H90V204H91V206H93ZM97 202H98V201H96V204H99V202H98V203H97ZM94 203H95V202H94ZM106 203H107V202H106ZM90 204L88 203V207H89V208H88V207H87L88 209L86 208V210H88V211L91 210V208H90V206H89ZM6 205H7V204H6ZM72 205H73V204H72ZM73 206H74V205H73ZM76 206H77V205H76ZM86 206H87V205H86ZM93 207H95V205H94ZM97 207H98V205H97ZM97 207H95V208L97 209ZM16 209H17V208H16ZM93 209H94V208H92V210H93ZM96 209H95L94 214H95V213L97 214V210H96ZM88 213H89V212H88ZM99 213H100V212H99ZM249 213H250V212H249ZM96 214H95V215H96ZM225 215H228V214L225 213ZM225 215H224V216H225ZM224 216H223V217H224ZM229 216H230V215H229ZM230 217H231V216H230ZM225 218H226V217H225ZM223 219H224V218H223ZM230 219H231V218H230ZM32 220H33V219H32ZM224 220H226V219H224ZM232 220H233V217H232ZM26 221H27V223H28V222H29V218H28V220H26ZM62 221H63V220H62ZM66 221L68 222V221H70V220H66ZM52 222H53V221H52ZM67 222H63V223H67ZM232 222H233V221H232ZM27 223H26V224H27ZM32 223H34V222L32 221L31 224H32ZM60 223H61V222H60ZM233 223H234V222H233ZM28 224H30V223H28ZM28 224H27V225H28ZM49 224H50V223H49ZM67 224L69 225V222H68ZM222 224H223V223H222ZM231 224H232V223H231ZM24 225H25V224H24ZM27 225H25V226H27ZM32 225H33V224H32ZM35 225H36V224H35ZM43 225H44V224H43ZM47 225H48V224H47ZM28 226H29V225H28ZM30 226H31V225H30ZM39 226H40V224H39ZM58 226H59V225H58ZM58 226H57V227H58ZM66 226H67V225H66ZM229 226H230V225H229ZM33 227H34V225H33ZM42 227H43V226H42ZM42 227H41V228H42ZM45 227H46V226H45ZM49 227H50V226H49ZM52 227L54 228V225H53ZM52 227H50V229H51ZM60 227H62V226H60ZM224 227H226V226H224ZM227 227H228V226H227ZM29 228H30V227H29ZM29 228L27 227V228H25V229H22V233H25L27 230H29ZM37 228H38V227H37ZM58 228H59V227H58ZM26 229H27V230H26ZM35 229H36V228H35ZM50 229H49V233H50ZM55 229H56V227H55ZM60 229H61V228H60ZM23 230H25V231L23 232ZM41 230H43V229H41ZM45 230H46V228H45ZM58 230H59V229H57V231H58ZM29 231H30V230H29ZM29 231H27V232H28L27 234H29ZM32 231H33V233H34L33 228H32ZM32 231H31V232H32ZM31 232H30V233H31ZM35 232H37V231H35ZM38 232H39V234H40V231H38ZM45 232H46V231H45ZM33 233H32V235H35V234H33ZM42 233H43V232H42ZM52 233H53V231L51 232V235H53V234L56 233V232H54L53 234H52ZM58 233H59V232H58ZM27 234H25V235H27ZM43 234H44V233H43ZM46 234L48 235V231H47ZM61 234H62V233H61ZM25 235H24L25 238L28 237V236H25ZM29 235H31V234H29ZM41 235H42V234H41ZM41 235H40V237H41ZM44 235H45V234H44ZM56 235H57V234H55V237H58V236H56ZM58 235H59V234H58ZM19 236H21L20 240L22 239V241H23V234H22V235H19ZM8 237H9V236H8ZM51 237H52V236H51ZM55 237H54V238H55ZM18 238H19V237H18ZM18 238H16V239L18 240ZM42 238H43V237H42ZM47 238H50V237H47ZM59 238H62V237H58L57 239H59ZM16 239H15V240H16ZM51 239H53V238H50V240H51ZM4 240H5V239H4ZM8 240H10V238H9ZM20 240H19V241H20ZM48 240H49V239H48ZM50 240H49V241H50ZM60 240L63 241L62 239H60ZM2 241H3V240H2ZM24 241L26 242V239H25ZM27 241H28V240H27ZM49 241H48V242H49ZM52 241H53V240H52ZM55 241H56V240H55ZM55 241H54V242H55ZM61 241H60V243H61ZM16 242H17V244H18V241H16ZM16 242H15V243H16ZM25 242H21L20 244L22 245V244H24ZM56 242H58V241H56ZM2 243H5V242L3 241ZM7 244H8V243H7ZM9 244H10V243H9ZM20 244H18L19 246H16V247H21ZM61 244H62V243H61ZM12 246H13V245H12ZM62 246H63V245H62ZM14 247H15V246H14ZM23 247H24V245H23ZM23 247H22V248H23ZM0 248H2V247H0ZM5 248H6V247H5ZM5 248H4V249H5ZM22 248H21V249H22ZM12 250H13V249H12ZM16 250H17V249H16ZM19 250H20V249H19ZM3 251H4V250H3ZM0 252H1V250H0ZM6 252H7V250H6ZM6 252H5V253H6ZM21 252H22V251H21ZM2 253H3V252H2ZM2 253H1V254H2ZM7 253H8V252H7ZM3 254H4V253H3ZM7 255H8V254H7ZM0 256H1V255H0ZM2 257H4V256H2ZM5 257H6V256H5ZM8 258H9V256H8ZM1 259H2V258H1ZM6 260H7V259H6ZM3 261H5V260H3ZM8 261H9V260H8ZM8 261H7V263H8ZM2 263H4V262H2Z\"/></svg>",
	"mask_w": 264,
	"mask_h": 264
}]
</instances>
